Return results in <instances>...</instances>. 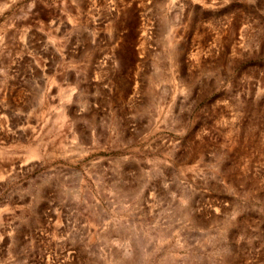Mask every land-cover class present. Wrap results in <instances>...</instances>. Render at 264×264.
<instances>
[{"label":"rangeland","instance_id":"1","mask_svg":"<svg viewBox=\"0 0 264 264\" xmlns=\"http://www.w3.org/2000/svg\"><path fill=\"white\" fill-rule=\"evenodd\" d=\"M0 264H264V0H0Z\"/></svg>","mask_w":264,"mask_h":264},{"label":"bare ground","instance_id":"2","mask_svg":"<svg viewBox=\"0 0 264 264\" xmlns=\"http://www.w3.org/2000/svg\"><path fill=\"white\" fill-rule=\"evenodd\" d=\"M110 232V231H109ZM132 253V252H131Z\"/></svg>","mask_w":264,"mask_h":264}]
</instances>
